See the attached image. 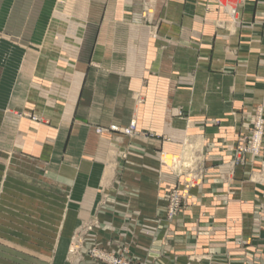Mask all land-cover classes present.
I'll return each instance as SVG.
<instances>
[{
    "label": "crops",
    "instance_id": "1",
    "mask_svg": "<svg viewBox=\"0 0 264 264\" xmlns=\"http://www.w3.org/2000/svg\"><path fill=\"white\" fill-rule=\"evenodd\" d=\"M257 114L264 0H0V238L32 249L0 264H264V134L231 165Z\"/></svg>",
    "mask_w": 264,
    "mask_h": 264
},
{
    "label": "built area",
    "instance_id": "2",
    "mask_svg": "<svg viewBox=\"0 0 264 264\" xmlns=\"http://www.w3.org/2000/svg\"><path fill=\"white\" fill-rule=\"evenodd\" d=\"M250 123V122H249ZM246 130L248 134L239 138L237 145L231 151H233V159L231 161L232 166H238L243 164V156L249 154L253 157H258L260 153V148L262 144V138L264 134V120L260 114H257L251 124L246 125ZM135 122L132 121L127 128H118L116 126H110L106 130L97 129L96 133H119L127 137H132L135 134ZM201 172V170L199 171ZM192 178V181H188L182 191L170 190L167 194V208H166V218L171 221L174 217L180 215L184 209L187 208V201L191 200L193 197L189 196L188 191L190 188L195 186L200 182L199 175ZM194 204V203H193ZM91 226H88L85 231H90ZM82 238V235H79V240ZM78 240V241H79ZM81 241V240H80ZM79 250H70V253L73 255ZM88 254L94 256L99 261L105 262L106 264H138L131 263L124 259L123 254L119 256H114L99 250H89Z\"/></svg>",
    "mask_w": 264,
    "mask_h": 264
},
{
    "label": "rangeland",
    "instance_id": "3",
    "mask_svg": "<svg viewBox=\"0 0 264 264\" xmlns=\"http://www.w3.org/2000/svg\"><path fill=\"white\" fill-rule=\"evenodd\" d=\"M74 2H75V0H67V8L69 7V8H71V7H73V4H74ZM171 158H177V159H172V161H171V164H168V163H166V165H168V166H170L171 168H173V166L176 164V163H179L180 162V157H171ZM162 160H163V158H162ZM179 160V161H178ZM177 161V162H176ZM199 162L200 161H198V159H197V155H193V158L191 159V162H190V165H188V166H190V168H186V169H188V170H190V169H193L194 167H199ZM185 169V170H186ZM188 180H190V181H192L193 179L191 178V177H188ZM90 226H93V224H90ZM82 231L83 230H80L77 234H76V236H75V238L72 240V245H71V247H70V250H81L82 248H83V243H82V238L79 240V235H82L83 236V234H81L82 233ZM91 231V230H90ZM33 233L35 234V235H37L34 231H33ZM51 236V235H50ZM33 237H31L30 236V234H29V236H27V238H23V240H20L22 243H24V246H26V245H35L36 246V248H39V249H46V245L47 244H49V246H50V244L51 243H55L54 244V246H53V248L55 249V245H56V242H57V239H55V242H53L54 240L50 237V240H48V243H44L43 241H42V239H37V241H38V243L37 242H35V244H33V242L36 240V239H34ZM79 240V241H78ZM32 243V244H31ZM40 243H44V244H40ZM14 243H12V242H10V240H5V239H2V238H0V248H2V249H0V250H32L31 248H27V247H23V245L22 246H19V245H16V244H14ZM13 245V246H12ZM15 246H17V247H15ZM6 247H9V249H7ZM19 247H21V248H19ZM53 250V249H52ZM92 250V249H91ZM93 250H96V249H93ZM122 250H125V249H122ZM90 255V254H89ZM90 257L92 258V259H95V260H98V259H96L94 256H92V255H90ZM125 259V258H124ZM126 260V259H125ZM127 261V260H126Z\"/></svg>",
    "mask_w": 264,
    "mask_h": 264
},
{
    "label": "bare ground",
    "instance_id": "4",
    "mask_svg": "<svg viewBox=\"0 0 264 264\" xmlns=\"http://www.w3.org/2000/svg\"><path fill=\"white\" fill-rule=\"evenodd\" d=\"M235 1V0H234ZM231 2V0H230ZM226 3V2H225ZM228 3V2H227ZM87 4V3H86ZM234 5V4H233ZM86 7V5H85ZM154 12V11H153ZM85 13V12H84ZM196 147L193 146L192 144H186L185 148H184V152L183 154L181 155L180 157V162L179 163H176L173 168L175 170H180V171H183L185 170L186 168H190V162H191V159L193 158V151ZM172 159H177V158H171V157H168V156H163V160L168 163V164H171V161ZM179 161V160H178ZM177 162V161H176ZM190 165V166H188ZM172 168V169H173ZM83 232V231H82Z\"/></svg>",
    "mask_w": 264,
    "mask_h": 264
}]
</instances>
